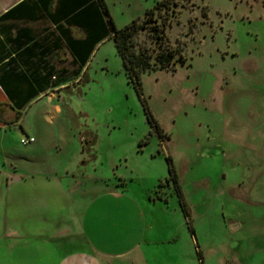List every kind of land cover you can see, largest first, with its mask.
<instances>
[{
  "label": "rangeland",
  "instance_id": "1",
  "mask_svg": "<svg viewBox=\"0 0 264 264\" xmlns=\"http://www.w3.org/2000/svg\"><path fill=\"white\" fill-rule=\"evenodd\" d=\"M105 1L121 28L159 0ZM177 10L184 65L143 71L139 92L107 39L83 95L0 130V264H264V0Z\"/></svg>",
  "mask_w": 264,
  "mask_h": 264
},
{
  "label": "crops",
  "instance_id": "2",
  "mask_svg": "<svg viewBox=\"0 0 264 264\" xmlns=\"http://www.w3.org/2000/svg\"><path fill=\"white\" fill-rule=\"evenodd\" d=\"M87 5L85 0H0V130L11 124L24 130V113L34 106L42 105L52 119L63 111L64 92L84 94L98 47L111 39L93 19L95 10L87 8L90 18L83 20L79 13ZM25 135L35 137L31 148L39 145L34 134ZM91 218L92 213L84 234L90 233Z\"/></svg>",
  "mask_w": 264,
  "mask_h": 264
},
{
  "label": "trees",
  "instance_id": "3",
  "mask_svg": "<svg viewBox=\"0 0 264 264\" xmlns=\"http://www.w3.org/2000/svg\"><path fill=\"white\" fill-rule=\"evenodd\" d=\"M85 2L88 3L85 7V13L82 11L79 14L83 15V20H86L90 18L87 8L95 10L98 16L93 13V19L100 21L102 30L106 29L104 37L114 40L117 51L123 60L127 76L137 86L139 92L142 89L140 75L143 71L156 68L173 69L176 68L177 62L181 63V65L186 63V58L183 56L181 48L174 47L168 35V29L172 27L178 15L179 0H159L153 7L148 8L142 17L121 28L115 25L105 0H85ZM142 34L147 36V40L141 39ZM97 41L93 43L92 48L95 43H98ZM20 115L21 112L19 111L17 117L20 118ZM149 119L154 126L160 129L152 115H149ZM159 132L164 136L161 130ZM167 160L170 172L168 178L174 182L175 190L181 197L183 209L187 213L188 209L184 203L179 177L171 156H168ZM162 183L160 184L162 185Z\"/></svg>",
  "mask_w": 264,
  "mask_h": 264
},
{
  "label": "built area",
  "instance_id": "4",
  "mask_svg": "<svg viewBox=\"0 0 264 264\" xmlns=\"http://www.w3.org/2000/svg\"><path fill=\"white\" fill-rule=\"evenodd\" d=\"M33 142H35V137H33V136H23L21 138V143L24 145H28V144H31Z\"/></svg>",
  "mask_w": 264,
  "mask_h": 264
}]
</instances>
